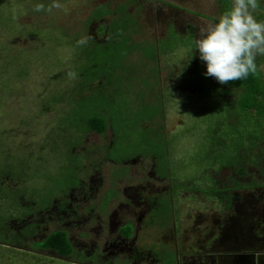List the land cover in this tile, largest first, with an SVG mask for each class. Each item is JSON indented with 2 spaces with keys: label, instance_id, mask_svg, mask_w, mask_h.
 <instances>
[{
  "label": "rangeland",
  "instance_id": "obj_1",
  "mask_svg": "<svg viewBox=\"0 0 264 264\" xmlns=\"http://www.w3.org/2000/svg\"><path fill=\"white\" fill-rule=\"evenodd\" d=\"M51 2L0 0V264H264V120L205 75L185 37L195 43L222 0H59L67 13L34 11ZM124 14L134 22L121 32L123 66L84 84L86 53L119 44L108 26ZM94 116L103 134L88 129ZM236 180L256 184L235 190ZM55 231L64 256L43 247Z\"/></svg>",
  "mask_w": 264,
  "mask_h": 264
},
{
  "label": "clouds",
  "instance_id": "obj_2",
  "mask_svg": "<svg viewBox=\"0 0 264 264\" xmlns=\"http://www.w3.org/2000/svg\"><path fill=\"white\" fill-rule=\"evenodd\" d=\"M258 8V0H232L231 7L215 18L218 22L199 28L195 49L206 63V76L228 84L264 71V65L256 63L258 56H264V20L258 21L254 15ZM53 9L68 11L59 0H52L47 7L44 3L34 6L36 12L51 13ZM88 39L82 37L77 45L86 44ZM68 76L75 79L76 73L69 71Z\"/></svg>",
  "mask_w": 264,
  "mask_h": 264
},
{
  "label": "trees",
  "instance_id": "obj_3",
  "mask_svg": "<svg viewBox=\"0 0 264 264\" xmlns=\"http://www.w3.org/2000/svg\"><path fill=\"white\" fill-rule=\"evenodd\" d=\"M127 4L128 3L118 5L116 10L118 12L124 11ZM228 8H230V0H222V9H221L222 13L225 10H227ZM105 12H106L105 6L100 11H95V13H97V14H103ZM133 22L134 21L127 14L122 15V17L119 18L118 20L116 19L115 21H112V23L109 24L108 28H109V31H112L115 35L120 37L121 40H120L119 44L116 46L110 45L106 48V45L103 46V45H101V43H96V44L94 43V45H93L94 48L93 49L91 48L92 51L89 53V57L87 56L88 53H86L87 59H89V58L92 59V61H93L92 63H94V66L92 68H87V73L86 74L84 73V76L86 78V80L83 81L84 84H89L95 78L103 76L104 74H106L109 71V68L111 67L112 64H114V65L119 64L118 68H121L123 66V63H121V61H122L123 56L129 50L127 47L130 44L128 43L129 41L127 42L128 38H126L127 37L126 35H128V34H122L121 35V32L123 31V29L125 27L128 26L127 25L128 23H133ZM168 35L165 39H163L164 41H166L168 39ZM186 36L190 38V44L189 45H190L191 49L194 48L195 43L193 41L192 34L187 33L185 35V37ZM164 41L158 42V44L155 45L156 49L164 50V49H167V47H170L171 43L168 44L165 48H163V44L165 43ZM84 48L85 47L82 48L83 52H85ZM256 63H257V65H259L258 59H256ZM110 72H112V71H110ZM117 76H120V78H122V79H123V77H125L127 79H131L130 75L122 77L121 74H119ZM223 85H226L229 87H235L237 90L236 92L237 93L239 92L241 94L239 97V105H240L241 109L243 110V112H245V114L247 116H251L253 118L258 117L259 120H264V79H263V73L261 71H260L258 76H254V75L249 74V76L246 79L229 82L228 84H223ZM221 90H222V92H225V89H221ZM228 91L229 90H227V92ZM232 91L233 90H230V92L232 94H234L235 91H233V92ZM92 103L95 104L96 102H92ZM127 104L131 105L132 103H127ZM91 113H95V112H91ZM105 122L106 121L104 118L100 119L99 117L94 116V117L90 118L88 121V129L103 134L106 131V127H105L106 123ZM263 135H264V133L262 134V136ZM259 138H261V137H259ZM256 139H255V142L250 144L248 147L245 146V149L250 150V148L253 147L254 144L257 143ZM212 152H214V151L212 150ZM249 157H250L249 159L253 158L251 155H249ZM242 158H243V155H241V156L238 155L236 157V159L238 160L237 165H239V166H238V168H237V165L234 166L236 173L238 175H240V177H242L243 174L246 172L245 168L243 167V165L241 163ZM233 183H234L233 188L235 190L236 189H243V188L245 189L246 187H249L250 185L255 186V184H256L253 181H250L246 184H243V182H240L237 180L234 181ZM257 186L258 185H256V187ZM219 190L224 191V192L229 191L227 189V187L220 188ZM127 232L128 231H126L125 233L127 234ZM42 244H43V247L50 248L62 256L66 255L68 250H69V245L66 241L65 234L62 231H55V232L51 233L43 241Z\"/></svg>",
  "mask_w": 264,
  "mask_h": 264
}]
</instances>
